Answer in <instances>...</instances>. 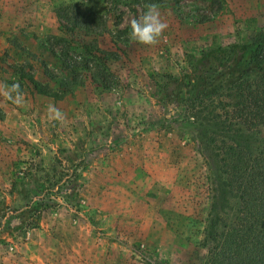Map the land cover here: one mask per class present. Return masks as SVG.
I'll return each mask as SVG.
<instances>
[{"label": "rangeland", "instance_id": "1", "mask_svg": "<svg viewBox=\"0 0 264 264\" xmlns=\"http://www.w3.org/2000/svg\"><path fill=\"white\" fill-rule=\"evenodd\" d=\"M180 2L156 4L168 28L144 45L126 31L146 10L134 0H0V84L24 94L22 105L0 96V264H203L210 232L235 220L238 198L204 163L192 123L170 121L157 84L205 50L253 40L264 0ZM66 11L106 24L73 30ZM88 44L117 56L105 59L111 89L94 69L66 68V52ZM63 149L84 159L77 181ZM36 164H56L53 182L22 179ZM13 181L27 191L11 195ZM44 199L31 227L21 211Z\"/></svg>", "mask_w": 264, "mask_h": 264}, {"label": "trees", "instance_id": "2", "mask_svg": "<svg viewBox=\"0 0 264 264\" xmlns=\"http://www.w3.org/2000/svg\"><path fill=\"white\" fill-rule=\"evenodd\" d=\"M134 1L146 8L166 0ZM171 1L179 5L182 0ZM61 15L73 30L86 27L96 32L92 28L94 24H106L104 15L100 14L80 16V13L66 11ZM126 29L131 32L130 26ZM83 48V54L76 58L66 52V68L72 72L94 69L93 79L111 89L114 82L106 73L105 59L117 56L90 44ZM161 79L157 84L159 98L170 121L192 123L191 140L204 163L219 172L228 190L239 200L235 220L223 221L221 230L208 235L205 243L208 254L203 264H264V30L251 41L205 50L190 70L180 76L164 74ZM34 83L36 87L41 85ZM62 152H68V161L75 163L72 167L76 170L74 176L66 174V181L79 180L83 176L77 170L81 164L85 168L84 159L77 160V154L71 149ZM56 162L62 163V159L58 156ZM35 166L24 172L23 180L53 182L56 164L51 170ZM25 191L26 182H12L11 195ZM49 205L45 199L31 202L24 206L21 215L32 219L31 227H38Z\"/></svg>", "mask_w": 264, "mask_h": 264}, {"label": "clouds", "instance_id": "3", "mask_svg": "<svg viewBox=\"0 0 264 264\" xmlns=\"http://www.w3.org/2000/svg\"><path fill=\"white\" fill-rule=\"evenodd\" d=\"M129 24L131 28L130 38L144 45L157 44L159 38L168 28V24L162 20L156 4L147 5L146 10L142 14L129 19ZM0 96L17 105L24 103V94L20 91L18 83H13L10 86L0 84ZM48 112L50 118L62 119V113L54 105L49 106Z\"/></svg>", "mask_w": 264, "mask_h": 264}]
</instances>
